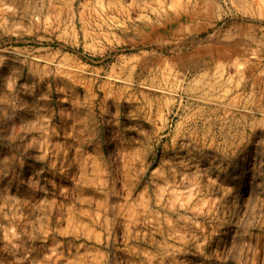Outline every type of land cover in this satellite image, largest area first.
<instances>
[{"label":"rangeland","instance_id":"obj_1","mask_svg":"<svg viewBox=\"0 0 264 264\" xmlns=\"http://www.w3.org/2000/svg\"><path fill=\"white\" fill-rule=\"evenodd\" d=\"M0 264H264V0H0Z\"/></svg>","mask_w":264,"mask_h":264},{"label":"bare ground","instance_id":"obj_2","mask_svg":"<svg viewBox=\"0 0 264 264\" xmlns=\"http://www.w3.org/2000/svg\"><path fill=\"white\" fill-rule=\"evenodd\" d=\"M28 43V42H27ZM27 55V54H26ZM36 55V54H35ZM39 58V57H38ZM56 59V58H55ZM36 60V59H35ZM41 61V60H40Z\"/></svg>","mask_w":264,"mask_h":264}]
</instances>
